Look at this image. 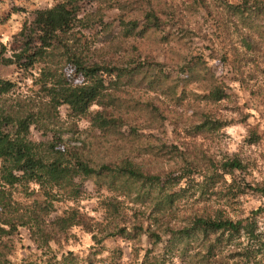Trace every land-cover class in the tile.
I'll list each match as a JSON object with an SVG mask.
<instances>
[{
	"label": "trees",
	"instance_id": "16d2710c",
	"mask_svg": "<svg viewBox=\"0 0 264 264\" xmlns=\"http://www.w3.org/2000/svg\"><path fill=\"white\" fill-rule=\"evenodd\" d=\"M81 1L61 0L34 8L18 31L23 46L15 53V58L1 56L5 46L0 41V64L15 62L28 68L36 61H43L38 77L47 99L37 110V113L42 110L39 117L54 118L59 114L58 107L64 104L72 115L86 116L92 129H101L104 134L113 133L122 124L121 109L115 102V97L121 93L115 86L117 79L127 74L133 77L143 73L152 88H159L173 104H180L184 90L176 91L178 83L171 90L167 89L170 77L162 70L160 61L152 59L153 70L149 74L145 73L143 66L151 63V59L142 58V63L129 67L110 66L99 58L101 52L92 45L93 39L87 44L80 40L76 35L79 28L90 26L92 18L91 12L81 11ZM198 4L200 10H211L208 1L201 0ZM140 5L146 9L144 15L124 21L125 36L139 27L141 18L155 20L158 16L156 10L162 4L145 0ZM162 6V11L167 13L169 7ZM219 6L239 22L242 41L248 48L252 47L258 34H264V0H220ZM97 14L99 22L103 23L102 13ZM177 14L189 18L180 9ZM4 18L0 13V23ZM68 35L71 39L66 40ZM22 58L23 63H19ZM220 58L224 60L225 55L221 53ZM57 63H60L59 68ZM209 66L202 67L197 62L190 65L188 60H183L180 66V71L185 73L183 84L192 81V73L197 74L201 82L210 80L213 73ZM114 70L116 75L112 78ZM13 84V81L0 77V93L8 92ZM203 96L220 101L227 92L222 85L208 82ZM92 105L100 108L92 109ZM146 105L149 107L150 103L146 102ZM173 117L179 120V115L173 114ZM35 120L33 111L25 113L0 104V264L34 263L25 257L13 259L10 255L15 247L4 237L14 235L18 226L28 231L46 264H91L92 260L78 257L72 249L62 251L58 257L51 247V241L72 225L86 224L78 207L67 204L58 211L53 200L71 202L84 191L82 182L89 178L94 179L99 190L112 188L123 194L133 191L136 199L147 202L149 208L140 209L142 216L148 211L147 225L141 220V224L133 223L132 229H128L126 219H121L119 231L131 237L144 233L153 246L166 235L170 255L150 256L152 247H147L140 261L142 264H169L172 255L180 256L187 264H264V205L252 207L236 217L224 207V204L236 200L246 186L264 196V183L244 182L241 177L248 168L246 157L235 152L217 162L210 160L211 165L206 166L198 180L188 175L185 177L187 173L184 172L173 176L171 171L169 174L163 172L167 175L162 176L157 170H144L129 159L114 164L92 163L85 157L83 149L68 147L56 140L32 139L29 133L31 125L38 119ZM219 122V118L206 114L199 120L189 119L187 126L184 125L179 132L195 138L205 128L214 127ZM43 130H50L49 122L44 123ZM245 138L252 144L261 138V134L251 128ZM149 146L156 156L175 153L178 147L175 143L167 144L158 139L150 140ZM189 168L192 169L189 166L182 169ZM235 171L239 172L241 181ZM16 191L20 195H16ZM212 194H220L224 202H212ZM22 196L31 198L30 204H25ZM180 204H183L181 213L174 215L175 207ZM110 206L111 202L109 209ZM85 226L92 231L88 224ZM92 235L96 243L103 239L95 233ZM195 241L197 245L191 246Z\"/></svg>",
	"mask_w": 264,
	"mask_h": 264
},
{
	"label": "rangeland",
	"instance_id": "374dc122",
	"mask_svg": "<svg viewBox=\"0 0 264 264\" xmlns=\"http://www.w3.org/2000/svg\"><path fill=\"white\" fill-rule=\"evenodd\" d=\"M56 1L61 0H0V13L5 17L0 23V41L5 46L1 56L15 58V53L23 46L18 31L24 18L30 17L34 8ZM131 1L82 0L81 11L92 13L91 24L80 27L76 35L85 44L93 39L92 45L101 52L99 58L110 66L129 67L142 63L143 59H151V63L143 66L145 73L149 74L153 70L152 59L160 61L162 70L170 77L167 89L171 90L178 83L176 91L184 90L180 104H173L164 91L152 88L143 73L133 77L127 74L117 79L115 86L121 93L115 97V102L121 109L122 124L113 133L104 134L101 129H92L86 116L72 115L64 104L58 107L59 114L54 118H41L42 110L39 113L37 110L47 99L38 77L42 60L28 68L15 62L0 64V77L14 82L8 92L0 93V104L8 109L35 113L38 120L30 127L32 139L56 140L68 147L83 149L85 157L92 163L114 164L129 159L144 170H157L162 176L167 175L163 172L169 174L171 171L172 176L184 172L187 173L185 177L198 180L206 166L211 165L210 160L217 162L237 152L248 161L247 170L241 173L244 182L264 183V34H258L252 47L248 48L242 41L239 22L220 8V0H205L210 3V11L199 9L201 0H150L169 7L167 13L160 5L155 20L141 18L139 27L125 36L124 21L143 17L146 10L140 5L145 0ZM179 9L189 18L177 14ZM99 11L103 15V23L97 18ZM69 39L68 35L66 40ZM221 53L225 55L224 60L220 58ZM183 60H188L190 65L194 62L202 67L210 65L213 73L210 80L201 82L197 74L192 73V81L184 85L185 73L180 71ZM19 63H23V58ZM115 75L114 70L111 77L115 78ZM208 82L225 87L227 96L220 101L205 99L203 93H206ZM146 102L150 103L149 107ZM91 108L100 106L92 105ZM173 114L179 115L178 121ZM206 114L219 118L220 122L205 128L195 138L179 132L184 125L187 126L189 119L199 120ZM45 122H49L50 130L47 132L43 130ZM251 128L260 133L261 138L249 144L245 137ZM157 139L167 144L175 143L178 146L176 152L156 156L149 141ZM183 140L186 143H182ZM186 166L192 169L183 170ZM238 173L235 171L241 181ZM82 188L84 191L71 202L53 200L58 211L67 204H73L86 219V224L72 225L51 241L58 257L62 251L72 249L78 257L92 260L91 264H142L140 261L147 247H152L150 256L159 253L165 257L170 255L166 235L153 246L144 233L131 237L119 231L121 219H126L128 229H132L133 223L141 224V220L144 225L148 223V211L142 216L140 209L146 210L149 206L147 202L144 204L136 199L135 192L123 194L105 187L99 190L92 178L84 180ZM16 195L20 194L16 191ZM22 200L25 204L31 202V198L25 196ZM210 200L222 203L224 197L212 194ZM259 204L264 205V196L246 186L236 200L224 204V207L236 217ZM182 208L183 204L175 207L174 215L181 213ZM87 224L92 231L87 229ZM93 233L103 237L102 241L96 243ZM4 240L15 247L10 254L13 259L22 256L34 261L33 264H46L45 258L41 259L40 249L23 226H18L17 232L4 237ZM194 245H197L196 241L191 244ZM171 258L169 264H187L180 256L172 255Z\"/></svg>",
	"mask_w": 264,
	"mask_h": 264
}]
</instances>
